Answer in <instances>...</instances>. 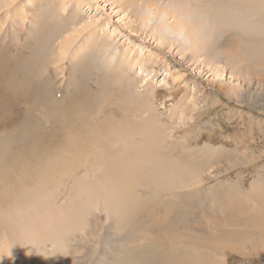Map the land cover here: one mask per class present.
Listing matches in <instances>:
<instances>
[{
    "label": "rangeland",
    "instance_id": "1",
    "mask_svg": "<svg viewBox=\"0 0 264 264\" xmlns=\"http://www.w3.org/2000/svg\"><path fill=\"white\" fill-rule=\"evenodd\" d=\"M152 1L165 9L179 3ZM256 2L206 0L201 11L195 9L191 19L204 23L201 33L207 35L205 55L195 59L184 39L165 27L156 30V20L142 26L124 0H0V59L12 58L13 66L35 64L31 76L23 66L16 80L26 90H41L46 110L52 111L49 97L54 107L63 102L70 108L87 105V99L92 106L87 105L84 120L98 114L103 122L108 115L119 121L128 108L121 102L127 94L128 99L154 100L156 114L171 118L166 144L162 140L171 145L169 153L160 144L161 153L170 157L141 177L135 174L139 183L121 191L123 198L116 194L121 198H115L116 206L86 194L92 175L84 169L66 177L60 189L37 197V209L26 208L30 193L25 208L24 199L13 204L17 213L12 204L0 202V264H61L66 258L71 264H264V0ZM172 21L168 16L167 24ZM97 41L112 43V61L105 60L108 55L84 54ZM70 43L60 63L59 49ZM124 54L135 65L127 72L116 67ZM112 102L122 103L121 108ZM14 114L8 126L0 124V156H7L5 138L20 143V135L25 136L20 128H30L33 120L28 123L24 111ZM41 115L36 118L38 137L46 122ZM120 148L105 149L109 175L118 182L123 177L112 157ZM37 150L28 148L24 155L34 160ZM0 167L8 181L14 170ZM19 207L30 220L24 215L17 219ZM46 216L55 217L53 234Z\"/></svg>",
    "mask_w": 264,
    "mask_h": 264
},
{
    "label": "bare ground",
    "instance_id": "2",
    "mask_svg": "<svg viewBox=\"0 0 264 264\" xmlns=\"http://www.w3.org/2000/svg\"><path fill=\"white\" fill-rule=\"evenodd\" d=\"M124 1H125L124 4L125 6L130 5L129 7L132 8L129 9L133 12V14H135L134 17L135 20L140 18L141 20L140 22L142 26H148L152 21L156 20L159 24L158 25L159 27H157L156 30H159L162 27L167 28V30L171 32V34H175L178 37L182 38V40L183 39L185 40V43L188 45L186 46V48L190 49L193 52L195 59L203 58V55H205L204 54L205 50L207 49V46H205L207 35L205 36L201 33L204 23L196 20L194 21L191 19V17H192V13L196 11L195 9H198L200 6H201L200 8L204 7L206 0H196V1L179 0L178 4L176 3L174 5H171V7H168L166 9L159 6L156 2H153L152 0H124ZM172 1L173 0H171V2ZM174 1L176 2L178 0H174ZM181 1L183 4L181 3ZM240 1L241 0H238V2ZM244 1L245 4H247V6L250 4L255 5L257 3L256 0H244ZM168 16H171L173 19L170 25L167 24L166 22ZM36 34L39 35L40 32ZM46 38H48V36ZM65 42L66 44H68L69 41L66 40ZM94 44H93L94 47L88 48L89 50H87L84 54L90 52V54L93 55L94 53L93 56L97 57V59L103 58L104 55H108L107 57H105V60L108 61L109 59V61H112L113 56L116 54L115 53L116 49L112 45V43L111 45L109 44L104 45L103 43L101 45L97 41ZM174 45L175 42L172 41L171 46ZM71 48H72V43H70V45H67V47L64 46L60 47L59 53L61 55H58L59 58L58 60L60 63L65 59L66 57L65 55L67 54V52L70 51ZM106 49L108 51H106ZM82 56L81 58H84ZM11 60L12 58L8 56H5L4 58L0 59V103H2L0 104V119H1L0 124L2 126H8L10 121L17 118V116L14 113L17 112L23 113V111L27 112L26 115L28 116L27 118L28 123L31 116L33 119L32 122L30 123V128H28V125L24 126L23 128H20L22 129V131L19 132L25 134V136L22 134L24 138L22 137V135H20L21 136L20 138H22L20 143H17L18 139L16 141H13V138L15 139V137L12 138L11 136L5 138L4 142L1 141L5 146L4 151L7 156L2 154L0 156V163L5 170H6L5 167L7 166L10 171L14 170L11 171L10 173L11 174L15 173V174L13 179L11 174H8L10 177L9 180L7 181L6 171L5 174H3L4 172H2V175L0 176V187H1L0 202L6 201L10 204V206L12 204L13 210H14L13 204L15 203L17 204V202L20 201L21 199H24V201L21 200V203L26 204L24 203L25 198L28 196L29 193L33 196L31 198L30 204H28V207H26L27 204L25 206H23V204L22 205L19 204V205L21 208L22 206L24 208L26 207L27 210L28 208L31 209L32 207H34L35 209V207L39 204L37 201V197H45L47 193L49 195L51 190L55 189L54 188L55 186L60 189L61 187H63L64 185L63 181L65 180L66 177L71 178V176L73 175L75 176V174H77L76 173L77 171H81L82 169L86 171L85 173L86 176L88 174L92 175V178H89V176H87L88 181L92 179V183L91 182H90L91 184L88 183L89 188L88 191H85L86 194L92 198H94V196L100 197L101 201L105 204V206L112 207L115 204V198L116 199L119 198L120 195H122L123 198L124 197L123 195L125 194L124 191L126 192L132 191L133 190L132 187L137 185L135 183L136 182L139 183V181L135 180V174L138 177L140 176L139 174H144V172L147 173L148 170L150 171L151 166L153 164L158 163L159 166L160 162H163L167 160L166 158L170 157V156L167 157L163 155V153H161L160 144L164 146L163 147L164 152L165 150H167V152L168 149L170 150L171 145L165 146L162 140L163 141L165 140L163 139L165 138L164 134H166L165 128L167 125L171 124V118L169 121H168L169 118L167 120L165 119L163 120L162 117L156 114L153 104L154 100L152 101L150 98H146V96L142 100H138L136 98L128 99L129 96L127 94L126 96L124 95L121 98V102L124 100V102L128 104L127 105L128 108L127 111H125V113L123 114L122 120L119 121L113 120V118L108 115L106 116L108 117V119L103 122L101 121V118L97 116L98 114L92 115L91 118H89L90 120L88 119L89 121L84 120L85 119L84 114L89 110L88 106H92V103L90 104V101L87 99H85V101L88 106L82 104L79 105L78 108H75L74 106L70 108V107H65L63 102L61 105L58 102H56L55 104L56 107H54L53 103H55L54 102L55 99L53 101L49 97V99L47 100L50 102V105H52V107H48L49 109L52 108V111L49 112L43 107V104L40 102L41 90L38 91L37 89V91H35L37 93L33 92L34 87L31 88L29 87L26 90L24 87H22V84L20 83L19 79L16 80V75L22 70L23 66L29 67L28 75H30L31 72L30 69L33 68L32 66L35 64L32 63L33 65H30V61H24V62H18L16 65L13 66L11 64ZM133 66H135L134 63L128 61L127 56L125 54L120 56V59L116 64V67L119 70L122 69L125 72L129 71V69H131ZM37 73L38 71L35 69L34 75ZM14 75H15V79L12 82L7 81L10 78H12ZM37 75L39 76V73ZM8 85H10V88H6ZM52 91L51 93H53ZM153 97L155 98V96ZM112 103L117 104L121 108L122 103L120 104L116 102H112ZM110 106L111 103L107 105H103L101 111L104 112V109ZM134 113H136L137 115H133ZM41 114L45 115L44 117H46V122L43 127L45 128L43 130L44 132L42 131L41 136L38 137L36 134L37 133L36 125H38L36 124L37 122L36 118L38 119V117H42ZM102 115L104 116L107 114L105 112ZM145 116L146 118L144 120H141V122L137 121L138 117H145ZM109 117H111V120ZM15 133L18 132L16 131ZM167 137L168 136L166 135V138ZM109 145L111 147H115V148L117 147V149L121 145L120 151H116V158L112 157L113 159L112 162H116L117 164H119L120 169L118 170V175L123 177V180L120 179L122 180V182H118L114 177L109 175L111 173V169L109 168L111 167V163L105 164V160L107 157L105 149L106 146L109 147ZM28 148L38 149L37 151L40 150V155L38 154L39 157L33 160L31 157L25 156L24 153ZM153 169H154V173L158 171L156 167ZM85 175L83 174L82 176H84L86 179ZM83 184L84 185L87 184L86 181L85 183L83 182ZM83 184L82 186H84ZM121 191H123L124 194ZM73 194H71V196ZM116 194L119 197L118 196L116 197ZM118 200L120 201L121 198H119ZM118 200H116V202ZM50 201L52 200L50 199ZM20 209L19 210L17 209L18 211L17 215L19 217L17 219H20L21 216L24 215V217L30 220L31 215L26 213L27 210L26 212H23L22 209L21 210ZM59 210H57V215L58 214L61 215L62 213V212L60 213ZM14 211L16 212V210ZM40 216L41 215L39 214L38 219L40 218ZM64 217H65L64 215L63 216L61 215L59 218H63L64 220L65 219ZM42 218L44 219V216L43 217L41 216V219L39 221L40 223H42L41 221H43ZM45 218H46L45 221H47L48 223V224L44 223L46 225H49L55 221L52 220L51 222V219H55V217H51V218L49 217L50 218L49 219L46 216ZM13 222L11 224H13ZM14 223H16V221ZM28 224L31 223L28 222ZM52 224H51V229H47V230L48 231L52 230V232H56L57 230L55 231L54 229H58V228L56 227L52 229L53 227ZM4 227L8 228L5 225ZM40 229L41 231H43L44 230L43 226H40ZM34 230L32 232H34ZM45 231L46 230L43 231V234ZM49 232H50L49 234L52 233L51 231ZM39 235L41 236V233ZM39 237L37 239H39ZM69 260L70 259L66 258L64 259L63 262L61 260L62 263L61 262L60 263L71 264L68 263ZM53 264H58V263L54 262Z\"/></svg>",
    "mask_w": 264,
    "mask_h": 264
}]
</instances>
